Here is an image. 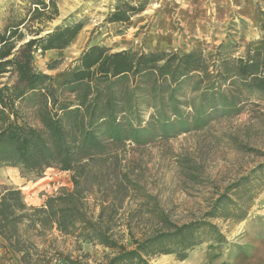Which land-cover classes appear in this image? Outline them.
I'll return each mask as SVG.
<instances>
[{"label": "rangeland", "instance_id": "1", "mask_svg": "<svg viewBox=\"0 0 264 264\" xmlns=\"http://www.w3.org/2000/svg\"><path fill=\"white\" fill-rule=\"evenodd\" d=\"M56 1L60 14L49 23V29L77 22L83 25L68 47L36 54L37 68L54 76L56 84L78 69L82 52L97 43L111 46L112 51H201L208 66L207 73L194 72L179 81L144 76L113 86L117 95H131V101L125 103L132 102L133 109H138L130 117L122 115V120L136 123L138 117L148 130L139 140L131 137L119 142L106 126L98 125L110 158L102 176L90 184L91 203L113 201L119 207L115 217L124 223L118 230L126 233L130 219L138 238L157 230L163 217L178 224L208 220L215 225L160 248L180 249L189 243L228 239L251 252L257 236H264V89L254 77L245 80L238 75V67L256 64V76H264V0H143L145 10L127 24L107 22V17L122 2L138 4L142 0ZM26 4L0 0V31L10 10L20 11ZM54 59L55 68L49 69ZM100 89L109 92L108 86ZM66 96L74 99L76 94L67 91ZM39 100L29 95L18 103L33 125L40 124ZM177 111L182 112L181 117ZM159 118L175 124L164 133L155 123ZM200 119L203 124L198 123ZM71 176V171L58 166L37 175L5 165L0 168V193L5 187H15L27 204L40 206L49 196L72 188ZM222 196L216 216L206 215ZM99 209L95 207L96 213ZM46 238L45 248L52 244L68 253L77 247L72 237L65 239L56 230ZM84 246L95 250L94 258L112 253L102 246ZM163 255L149 256L150 264ZM19 261L17 255L11 257L6 249L0 250V264Z\"/></svg>", "mask_w": 264, "mask_h": 264}, {"label": "trees", "instance_id": "2", "mask_svg": "<svg viewBox=\"0 0 264 264\" xmlns=\"http://www.w3.org/2000/svg\"><path fill=\"white\" fill-rule=\"evenodd\" d=\"M23 1L25 7L20 11L12 8L0 31V168L15 165L25 174L38 175L47 167L58 166L72 172L74 186L49 196L40 206L27 204L20 189L5 187L0 193V250L6 249L11 257L17 255L22 264H92V260L94 264H150L148 257L157 253H178L179 258H185L198 243L180 249L159 246L173 240L182 242L192 232L206 226L214 228V224L208 220L178 224L163 217L157 230L138 238L130 219L125 224L126 233L118 230L124 224L115 217L118 205L105 199L93 204L89 194L91 182L102 176L110 158L98 125L106 126L119 142L131 137L139 140L148 130L138 117L136 123L122 120V115L130 117L138 109H133L132 102L129 105L131 95H117L113 86L144 76L161 77L164 82L166 77L179 81L194 72L207 73L202 52L112 51L111 46L97 43L82 52L79 68L56 84L54 76L37 68L36 54L68 47L83 25L77 22L49 29V23L60 14L57 1ZM122 3L109 13L107 22L127 24L145 10L143 0L138 4ZM55 63L56 59L49 62V69L55 68ZM238 68V75L245 80L254 77L257 86L264 89V76H256L258 65L243 63ZM101 85L108 86L109 92L104 93ZM67 91L75 92V98H68ZM29 95L40 99L39 125L31 124L18 106ZM175 114L182 116L181 111ZM156 122L164 133L175 124L169 118ZM182 123L186 125L185 119ZM224 196L206 215L216 216ZM96 206L100 208L98 213ZM52 230L65 239L72 237L76 249L65 253L52 248V244L45 248L46 236ZM86 243L112 253L94 258L95 250L86 249Z\"/></svg>", "mask_w": 264, "mask_h": 264}, {"label": "crops", "instance_id": "3", "mask_svg": "<svg viewBox=\"0 0 264 264\" xmlns=\"http://www.w3.org/2000/svg\"><path fill=\"white\" fill-rule=\"evenodd\" d=\"M241 245H235L228 239L204 241L189 250L185 258L168 253L155 264H264V236H257L251 252L244 250Z\"/></svg>", "mask_w": 264, "mask_h": 264}]
</instances>
